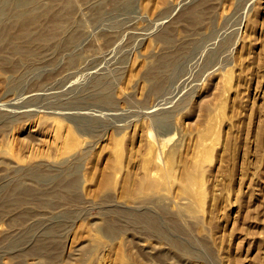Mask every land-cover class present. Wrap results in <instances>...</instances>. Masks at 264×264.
I'll list each match as a JSON object with an SVG mask.
<instances>
[{"label": "rangeland", "instance_id": "obj_1", "mask_svg": "<svg viewBox=\"0 0 264 264\" xmlns=\"http://www.w3.org/2000/svg\"><path fill=\"white\" fill-rule=\"evenodd\" d=\"M0 264H264V0H0Z\"/></svg>", "mask_w": 264, "mask_h": 264}, {"label": "bare ground", "instance_id": "obj_2", "mask_svg": "<svg viewBox=\"0 0 264 264\" xmlns=\"http://www.w3.org/2000/svg\"><path fill=\"white\" fill-rule=\"evenodd\" d=\"M10 30V29H9ZM9 30H6L9 31ZM28 30L26 29V32ZM78 147V142L75 141V140H70L68 143H67V146H66V151L69 153V152H72L74 151L76 148Z\"/></svg>", "mask_w": 264, "mask_h": 264}]
</instances>
